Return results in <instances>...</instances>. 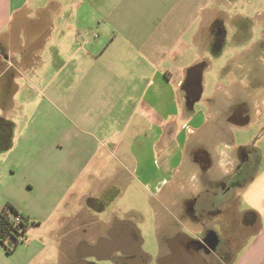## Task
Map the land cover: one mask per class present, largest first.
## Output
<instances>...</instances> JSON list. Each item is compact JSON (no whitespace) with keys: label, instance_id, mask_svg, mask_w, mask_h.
Instances as JSON below:
<instances>
[{"label":"crops","instance_id":"crops-1","mask_svg":"<svg viewBox=\"0 0 264 264\" xmlns=\"http://www.w3.org/2000/svg\"><path fill=\"white\" fill-rule=\"evenodd\" d=\"M232 1L0 0V211L31 222L14 252L0 244L10 264H68L139 187L218 236L209 264H264V85L251 83L264 71L221 66L205 86L246 19ZM236 71L247 79L227 82Z\"/></svg>","mask_w":264,"mask_h":264},{"label":"rangeland","instance_id":"rangeland-1","mask_svg":"<svg viewBox=\"0 0 264 264\" xmlns=\"http://www.w3.org/2000/svg\"><path fill=\"white\" fill-rule=\"evenodd\" d=\"M259 11L261 13H259ZM239 15L245 16V21L240 25L239 30H235L233 23H229L227 28L228 38L227 47L220 58L212 57L213 70L207 74V82L205 83L206 92L210 93L213 85L218 81L216 72L220 70H248L247 66L256 60V64L259 62L260 65H256L257 69L264 71V48L260 46L262 41V33H264V0H234L229 4V16L238 17ZM239 54L242 58L240 62L234 64L231 62L232 58ZM238 65V67H236ZM219 67V69H218ZM236 67V68H235ZM255 67V66H254ZM260 75V74H259ZM230 77L232 80L227 79V82L242 81L248 77L247 71H236L231 72ZM223 77H221L222 79ZM253 86L258 87L264 85V77H257L251 82ZM259 90V89H258ZM261 96L264 104V89L261 88L258 93ZM258 129V126L255 130ZM3 166V160L0 158V167ZM134 189V190H133ZM127 193H123L115 202L107 204L106 209L100 212V216L105 219L107 223L114 221V215L118 216L119 219H127L132 221L141 231L143 237L142 248L150 256L151 263L157 264L158 258L167 252V246L165 239L175 233L182 231L193 238H201L203 232L199 234L198 231L188 228L183 225H179L175 220L168 216L163 210L161 204L157 201L150 191L144 187L133 188ZM105 217V218H104ZM178 221V220H177ZM232 224L231 230L242 231L241 223ZM213 227L221 236L228 239V235L225 232L224 225L222 222L213 221ZM239 232V233H240ZM105 230H96L92 236H89V240L95 243L99 237L103 236ZM241 234V233H240ZM238 235V234H237ZM236 235V236H237ZM242 237V235H239ZM52 245L49 244V247ZM6 252V251H5ZM76 250L74 246H70L67 250V256L58 258L62 263H69V256H76ZM208 260H212V256L204 255ZM6 254L0 249V264H10L12 262L7 261ZM76 259L74 258L73 261Z\"/></svg>","mask_w":264,"mask_h":264},{"label":"water","instance_id":"water-1","mask_svg":"<svg viewBox=\"0 0 264 264\" xmlns=\"http://www.w3.org/2000/svg\"><path fill=\"white\" fill-rule=\"evenodd\" d=\"M131 233V239L125 234V231ZM124 231V233H123ZM113 239L102 237L96 244L90 245L91 254L97 255L101 251L110 253L119 251L129 257L122 262L113 264H147L150 256L143 250V237L140 229L130 220H115L113 223ZM130 238V237H129ZM208 239L198 240L189 234L179 231L165 239L168 246V252L158 258V264H209L205 256L200 251V244L203 242L209 247L215 249L218 243V236L210 232ZM68 264H99L87 259H78Z\"/></svg>","mask_w":264,"mask_h":264},{"label":"trees","instance_id":"trees-1","mask_svg":"<svg viewBox=\"0 0 264 264\" xmlns=\"http://www.w3.org/2000/svg\"><path fill=\"white\" fill-rule=\"evenodd\" d=\"M8 145L0 146V151L7 149ZM17 217L20 218L18 222ZM30 223L29 218L22 215L11 202L3 206L0 211V244L6 253L14 252L23 241Z\"/></svg>","mask_w":264,"mask_h":264},{"label":"flooded vegetation","instance_id":"flooded-vegetation-1","mask_svg":"<svg viewBox=\"0 0 264 264\" xmlns=\"http://www.w3.org/2000/svg\"><path fill=\"white\" fill-rule=\"evenodd\" d=\"M123 233H124V231H123ZM125 234L128 237V240L131 239L132 235H130L131 233L129 234V231L126 230ZM206 235H207V232H205L201 238H197V239L198 240H204L205 238L208 239ZM113 236H114V232H113V225H112L111 228L103 236L98 238V240L100 238H102V237H107V238L113 239ZM97 241L94 244H96ZM94 244H89L86 241L80 242V244L76 248L77 255L73 256L72 259L69 256V258H70L69 262H72L74 260V258H75L76 260H78V259H87V260H89L91 262L99 263V264H113V263L122 262L123 259L129 257L128 255L123 254L122 252H119V251H113V252H110V253L107 254L106 251H104V250L99 252L97 255H95V254L93 255V254H91L89 246L90 245H94ZM200 251H201V253L203 255L212 256V255H216L217 253H219L218 252L219 248H217V250H215V251H212V250H210V248L207 247V244H205L203 242L202 244H200ZM167 252H168V246H167ZM221 257H224V255L222 254ZM147 264H152L151 263V258L148 259V263Z\"/></svg>","mask_w":264,"mask_h":264},{"label":"built area","instance_id":"built-area-1","mask_svg":"<svg viewBox=\"0 0 264 264\" xmlns=\"http://www.w3.org/2000/svg\"><path fill=\"white\" fill-rule=\"evenodd\" d=\"M16 219H17V222H18L20 218H19V217H17Z\"/></svg>","mask_w":264,"mask_h":264}]
</instances>
